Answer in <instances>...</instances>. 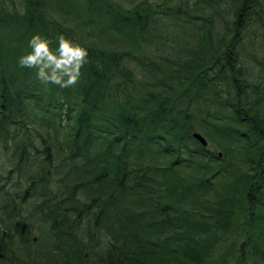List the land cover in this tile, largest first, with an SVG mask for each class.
Listing matches in <instances>:
<instances>
[{
  "label": "trees",
  "instance_id": "1",
  "mask_svg": "<svg viewBox=\"0 0 264 264\" xmlns=\"http://www.w3.org/2000/svg\"><path fill=\"white\" fill-rule=\"evenodd\" d=\"M37 33L77 85L19 65ZM33 204L45 264H264V0H0V264Z\"/></svg>",
  "mask_w": 264,
  "mask_h": 264
},
{
  "label": "clouds",
  "instance_id": "2",
  "mask_svg": "<svg viewBox=\"0 0 264 264\" xmlns=\"http://www.w3.org/2000/svg\"><path fill=\"white\" fill-rule=\"evenodd\" d=\"M52 43L39 33L33 35L28 42L30 51L22 55L18 63L21 67L35 69L42 83L62 89L74 87L80 81L82 68L88 63V49L63 34L57 38L55 50Z\"/></svg>",
  "mask_w": 264,
  "mask_h": 264
},
{
  "label": "rangeland",
  "instance_id": "3",
  "mask_svg": "<svg viewBox=\"0 0 264 264\" xmlns=\"http://www.w3.org/2000/svg\"><path fill=\"white\" fill-rule=\"evenodd\" d=\"M200 136L204 139L202 135ZM29 206L31 207L30 204ZM26 216H28V218H26ZM23 217L25 218L24 221H22ZM41 219L42 217L38 215L37 210L34 208V204L31 210L27 207V209L23 211V216H16L12 224L23 223L27 233L23 232L24 237H19V233L14 231L16 225L11 227V232H9V246H15L17 251H15L12 256H5L4 260H8V264H45L48 261H52V258H55L54 253L49 252L51 244L43 229H41L43 225ZM91 230L92 228H90L88 232L91 233ZM32 243L34 244L33 246ZM206 243L207 242L203 240L199 241V243H197V240H194L192 245L188 247L189 253H186V256L190 258L196 255L199 248L203 250L206 247ZM95 245L93 244L91 251L95 249ZM74 249V246L67 250H65V248L61 249V252H63L62 258L74 259L76 257ZM84 254L89 258H95L99 253L89 252ZM181 257H183V255H181Z\"/></svg>",
  "mask_w": 264,
  "mask_h": 264
},
{
  "label": "water",
  "instance_id": "4",
  "mask_svg": "<svg viewBox=\"0 0 264 264\" xmlns=\"http://www.w3.org/2000/svg\"><path fill=\"white\" fill-rule=\"evenodd\" d=\"M194 137L202 144V145H206L205 140L199 135V134H194Z\"/></svg>",
  "mask_w": 264,
  "mask_h": 264
}]
</instances>
